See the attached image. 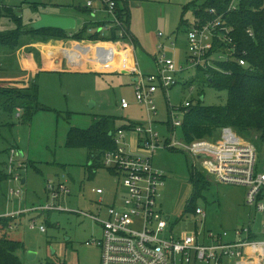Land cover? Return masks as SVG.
Masks as SVG:
<instances>
[{
    "label": "rangeland",
    "instance_id": "obj_1",
    "mask_svg": "<svg viewBox=\"0 0 264 264\" xmlns=\"http://www.w3.org/2000/svg\"><path fill=\"white\" fill-rule=\"evenodd\" d=\"M88 1L0 0V5L13 7L27 28L47 13L75 18L78 29L85 23L101 18L99 15L92 20L89 11L80 10ZM93 1L97 3V0ZM194 1L204 2L128 1L130 32L134 44L127 45L134 48L141 71L144 74L158 72L161 45L165 46L161 51L174 60L177 70L185 68L175 74V85L167 91L160 85L152 95L157 107L156 114L150 115L146 104L138 101L136 83L133 81L134 68L130 65L132 60H125L126 64L120 62L111 39L70 38L61 44L52 42L56 39L42 40L39 49L27 47L23 56H18L17 51L8 48L0 49V86H15L7 84L13 82L8 78L28 74L22 70V63L33 64L37 72L30 75L28 81H33L37 75L39 102L45 106L30 123L20 122L17 113L2 114L0 162L7 164L9 157L14 156L16 162H23L26 167H17L11 175L7 164L5 169L9 178L0 180V215L46 204L47 187L57 189L68 181L67 178L72 191L71 195L58 198L55 204L73 210L30 212L17 220L10 236L23 241L25 245V249L16 252L23 264L101 263L100 249L86 243L93 237H100V226L90 216L74 210L100 214L101 207L97 204L100 195L94 193L92 188L105 190L102 198L106 205L112 203L117 190L121 192L118 187L120 183L105 167L98 168L95 176L90 179V172L86 169L88 150L66 146L71 127L89 128L102 115L116 116L119 124L127 121L144 123L151 116L156 128L162 133L161 141L164 145L169 130L171 106L180 107L186 101L196 102L201 97L206 105L226 104L228 101L226 90L203 85L202 70L189 68L186 63L189 25H179L182 17L189 23L195 19L192 7L184 10L186 5ZM16 28L14 20L6 16L0 18V31ZM29 39L23 36L21 42L27 43ZM125 52L130 55V51ZM124 56L128 57L122 53ZM122 99L129 103L128 108H122ZM238 133L245 140L262 144V139L255 132L251 135ZM176 134L178 139H184L182 129H177ZM121 145H125L128 152L139 153L138 133L126 130ZM12 150L17 153H12ZM154 163L166 175V182L160 188L159 203L163 212L170 216L169 230L172 228L173 234L178 236L182 232H191L200 227L203 219L207 230L221 234L227 232L225 240L228 241L235 239L236 229L252 227L254 231H262V216L256 208L247 204L245 186L220 183L208 178L207 186L201 189V195L194 201L195 205L203 208L205 215H197L196 212H186V209L195 192L192 170L195 166L199 168L200 164H196L188 152L165 146L156 152ZM14 175L19 181L11 178ZM33 218L37 223L34 227ZM42 223L46 225L45 232L39 229ZM263 238L264 235L260 233L258 239ZM30 251L36 253L34 259L29 258ZM234 261L225 258L223 264H235Z\"/></svg>",
    "mask_w": 264,
    "mask_h": 264
},
{
    "label": "built area",
    "instance_id": "obj_2",
    "mask_svg": "<svg viewBox=\"0 0 264 264\" xmlns=\"http://www.w3.org/2000/svg\"><path fill=\"white\" fill-rule=\"evenodd\" d=\"M241 0H232L228 11H235ZM86 7L93 13L98 10L105 13L97 27L103 35L110 34L112 28H117L118 39L113 40L120 62L126 64L122 53L130 51L136 80V96L138 101L145 103L149 114L157 113V107L152 95L160 85L167 91L176 84L177 70L174 60L164 51V45L159 46L158 72L144 74L136 61L132 35L127 28L124 17L118 11L117 0H89ZM213 17L204 20L195 17L187 30L188 47L186 63L188 67L203 68L204 70L221 71L217 62H237L246 66L244 58L246 51L240 52L234 41L231 25L224 14H219L215 8L210 9ZM90 31H94L91 28ZM253 35L251 30H248ZM127 43H129L127 45ZM230 73V72H229ZM191 89L193 82L190 83ZM203 100V97L198 98ZM193 101H186L180 107L171 106L169 110V130L165 143L162 145V133L156 128V123L150 119L144 123H136L132 130L139 136V153L126 150L121 142L125 139V129H120L116 135L118 148L106 153L103 167L118 180L119 188L113 195L111 204H103V188H92L100 195V214H88L82 210H74L90 216L101 229L100 237L87 240V244L98 247L101 251L100 264H223L225 258L235 259L236 264H264V139L258 145L243 139L230 126L222 127L216 138L196 139L187 142L178 139L176 131L181 129L183 119L190 110ZM122 108H128L129 103L122 99ZM163 146L169 149H180L188 152L199 163L208 178L220 183L242 185L247 188L246 202L256 208L262 216V231H254L252 227L236 229L234 240H225L228 233H215L205 228L204 219L200 227L191 232H182L178 236L169 230V218L160 208V188L166 182V175L154 163L156 152ZM12 153H17L12 150ZM9 173L14 174L17 167H26L23 162H16L10 156L7 162ZM196 167V166H195ZM198 168V167H197ZM66 177V176H65ZM19 181L17 176H13ZM59 188L47 187L48 202L32 207L0 215V218L10 217L13 221L7 225L6 231L15 228L16 221L21 215L30 212H46L50 210H73L55 201L71 195L69 178ZM197 215H205L203 208L196 209ZM37 225L33 218L32 226ZM42 232L46 231L44 223L39 225ZM1 234V232H0Z\"/></svg>",
    "mask_w": 264,
    "mask_h": 264
},
{
    "label": "trees",
    "instance_id": "obj_3",
    "mask_svg": "<svg viewBox=\"0 0 264 264\" xmlns=\"http://www.w3.org/2000/svg\"><path fill=\"white\" fill-rule=\"evenodd\" d=\"M123 1L125 5L123 4ZM129 0H117L118 11L124 17L130 31ZM232 0H204L192 2L184 7L194 9L195 17L204 20L212 16L210 9L215 8L219 14H224L228 22L234 26L232 36L241 51L245 50L246 66L237 62H217L221 71L204 70L203 85H209L218 90H226L228 101L226 104L206 105L202 100L192 102L190 110L183 119L181 127L184 139L192 142L196 139L216 138L222 127L230 126L236 131L251 135L257 133L264 139V0H241L235 11H228ZM89 11L90 8H80ZM9 17L17 23V28L0 31V49L8 48L15 52L21 47L35 41H48L49 39H111L117 40V28H112L110 34L103 35L97 30L104 22H89L81 28H41L34 29L23 25L22 18L17 16L13 7L0 5V18ZM185 18H181L179 27L190 25ZM94 28V31H90ZM248 30L253 32L250 35ZM23 36H28L29 42L22 43ZM133 42L134 39L132 38ZM230 72V73H229ZM200 77V74H199ZM192 83V82H191ZM187 85L189 82L186 83ZM45 109L39 102V86L37 75L26 87L0 86V136L2 132V114L12 115L17 113L22 123H30L36 113ZM134 122L127 121L119 124L116 116L102 115L97 117L89 128L71 127L67 134L66 146L69 148H85L89 152V162L86 169L92 179L97 169L103 167L106 153L114 152L118 148L116 135L120 129L132 130ZM7 164L0 162V180L9 178L6 172ZM195 183V192L187 206L186 212H196L199 207L195 199L201 195V189L207 186L206 173L197 167L192 170ZM13 218H0V264H23L16 254L20 249H25L23 241L14 239L6 227Z\"/></svg>",
    "mask_w": 264,
    "mask_h": 264
},
{
    "label": "crops",
    "instance_id": "obj_4",
    "mask_svg": "<svg viewBox=\"0 0 264 264\" xmlns=\"http://www.w3.org/2000/svg\"><path fill=\"white\" fill-rule=\"evenodd\" d=\"M86 7V6H85ZM89 13H90V17L92 18V20L93 19H97L98 18V16L99 15H101V18L99 19V20H97V21H94V22H98V21H100L102 18H104L105 17V13H103V11H101V10H98V11H96L95 13H93V11H92V9H90L89 10ZM77 27V26H76ZM82 27V26H81ZM80 27V28H81ZM76 30H77V28H75ZM74 29V30H75ZM79 29V28H78ZM53 43H58V44H61V43H63V42H66L65 41V39H56V40H53L52 41ZM40 43H42L41 41H38V42H35L34 44H33V42L32 43H29V44H27V45H25V46H23L20 50H17V53H18V56L20 55V56H23V54L25 53V51L26 50H28L27 49V47H35V49L37 50V49H39L40 47H39V45H40ZM135 54V53H134ZM186 55H187V52H186ZM135 56V55H134ZM59 61H61L62 62V60L59 58ZM22 70L23 71H25L26 73H28V74H24L23 76H20V75H18V76H14V77H9L8 79H10V80H12L13 82L12 83H7V84H10V85H18V86H20V87H26V86H28L29 85V82L30 81H28V79L30 78V75H35V72H37V68H35L34 67V65L33 64H29V63H22ZM134 77V76H133ZM135 78V77H134ZM134 78H133V80H134ZM19 81V82H18ZM26 182V180H24L23 181V183H25ZM81 185H84L83 183H81ZM25 214H23V215H21V217L19 218V220H21V218L24 216ZM17 222V221H16ZM234 263L236 264V262L234 261Z\"/></svg>",
    "mask_w": 264,
    "mask_h": 264
},
{
    "label": "water",
    "instance_id": "obj_5",
    "mask_svg": "<svg viewBox=\"0 0 264 264\" xmlns=\"http://www.w3.org/2000/svg\"><path fill=\"white\" fill-rule=\"evenodd\" d=\"M77 26L76 19L68 16H55L51 14L44 13L40 16V18L32 24L34 29L41 28H62V29H75ZM136 80V78H134ZM23 155V154H22ZM166 218H169V215H166ZM29 258L34 259L36 257V253L30 251Z\"/></svg>",
    "mask_w": 264,
    "mask_h": 264
},
{
    "label": "bare ground",
    "instance_id": "obj_6",
    "mask_svg": "<svg viewBox=\"0 0 264 264\" xmlns=\"http://www.w3.org/2000/svg\"><path fill=\"white\" fill-rule=\"evenodd\" d=\"M123 54L124 55H128V57L127 56H124L123 57V60H130L131 59V57H129L130 55L127 52H123Z\"/></svg>",
    "mask_w": 264,
    "mask_h": 264
}]
</instances>
